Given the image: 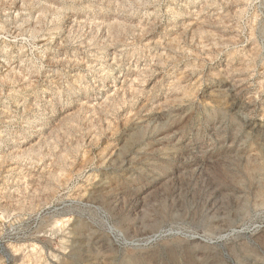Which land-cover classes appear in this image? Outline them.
Returning <instances> with one entry per match:
<instances>
[{
	"label": "rangeland",
	"instance_id": "374dc122",
	"mask_svg": "<svg viewBox=\"0 0 264 264\" xmlns=\"http://www.w3.org/2000/svg\"><path fill=\"white\" fill-rule=\"evenodd\" d=\"M0 264H264V0H0Z\"/></svg>",
	"mask_w": 264,
	"mask_h": 264
}]
</instances>
